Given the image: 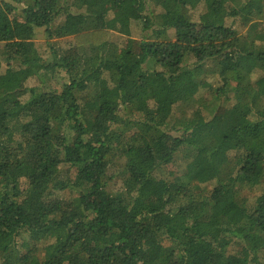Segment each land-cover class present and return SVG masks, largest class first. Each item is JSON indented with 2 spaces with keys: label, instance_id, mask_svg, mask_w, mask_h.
<instances>
[{
  "label": "trees",
  "instance_id": "1",
  "mask_svg": "<svg viewBox=\"0 0 264 264\" xmlns=\"http://www.w3.org/2000/svg\"><path fill=\"white\" fill-rule=\"evenodd\" d=\"M260 19L264 0H0V264H264ZM133 23L138 52L111 40Z\"/></svg>",
  "mask_w": 264,
  "mask_h": 264
},
{
  "label": "rangeland",
  "instance_id": "2",
  "mask_svg": "<svg viewBox=\"0 0 264 264\" xmlns=\"http://www.w3.org/2000/svg\"><path fill=\"white\" fill-rule=\"evenodd\" d=\"M115 8L114 7H109V14H110V18H114L115 17ZM240 22H236L234 24V26L240 28V31L243 33V32H247V30L249 29L248 28H242L240 27ZM132 34L131 35H124V34H121L117 31H112V35H111V40L115 41V42H118L122 45H125L127 47H129L130 49H132L133 51L135 52H138L140 51L141 49V46H140V41L142 40L143 38V32L141 30V24L138 23H133L132 25ZM250 30L256 34V36L259 38V39H262L264 40V19H260L258 21H256L251 27H250ZM35 43L37 45V47L39 48L40 52L45 56V57H48L49 54H48V48H47V44H46V36L44 34V30H39L37 36L35 37ZM69 39L66 38V39H62L60 41V44L62 45H66L67 41ZM6 69V66L4 65L3 68L0 70V73L1 72H4ZM62 75H64V72L62 73ZM60 80H62V77L60 76L59 77ZM53 82V85L59 87V84H58V80L57 78L54 79V81L52 80ZM39 84V81L38 79L36 78H32L30 79L28 82H26L25 85L27 86H35V85H38ZM208 99H210L212 97L211 94H206V96ZM84 100L86 101H89V96H85L83 97ZM220 108H219V112H222L224 110V107H226V102L225 100H223L222 102L220 101ZM179 108H176L174 110V114L176 115L178 112H179ZM189 160H187L186 158H184L182 155H178L176 157V160H175V163H174V167L182 172H184L186 170V168L189 166ZM63 170L65 172V174H67L68 177L70 178H73L74 176V173H75V169L73 167H71L70 165H65L63 166ZM198 184V183H196ZM199 187H201V185L198 184ZM205 186V185H203ZM122 188V180L120 177L116 176L113 180L110 181V185H109V190H118ZM261 188L258 187H255L254 189H252L251 191L248 192V197L251 198V200H253L257 195H259V193L261 192L260 191ZM250 203H253L252 201Z\"/></svg>",
  "mask_w": 264,
  "mask_h": 264
}]
</instances>
